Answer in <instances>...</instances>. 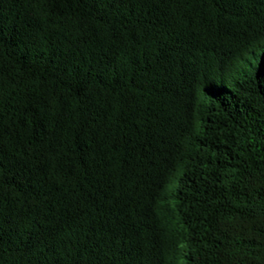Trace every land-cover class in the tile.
Listing matches in <instances>:
<instances>
[{"label": "trees", "instance_id": "1", "mask_svg": "<svg viewBox=\"0 0 264 264\" xmlns=\"http://www.w3.org/2000/svg\"><path fill=\"white\" fill-rule=\"evenodd\" d=\"M0 264H264V0H0Z\"/></svg>", "mask_w": 264, "mask_h": 264}]
</instances>
